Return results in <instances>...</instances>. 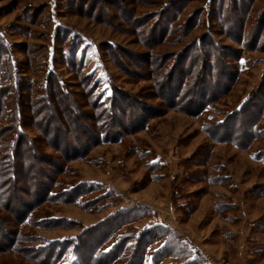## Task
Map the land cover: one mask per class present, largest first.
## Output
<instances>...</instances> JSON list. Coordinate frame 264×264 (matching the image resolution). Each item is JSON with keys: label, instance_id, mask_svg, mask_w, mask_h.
<instances>
[{"label": "rangeland", "instance_id": "374dc122", "mask_svg": "<svg viewBox=\"0 0 264 264\" xmlns=\"http://www.w3.org/2000/svg\"><path fill=\"white\" fill-rule=\"evenodd\" d=\"M0 50L21 79L55 73L88 130L94 103L118 119L90 146L54 104L87 150L66 162L25 128L54 167L25 171L10 208L4 192L0 264H97L122 239L114 264L134 245L136 264H180L166 228L206 264H264V0H0ZM54 170L56 197L19 224Z\"/></svg>", "mask_w": 264, "mask_h": 264}, {"label": "trees", "instance_id": "16d2710c", "mask_svg": "<svg viewBox=\"0 0 264 264\" xmlns=\"http://www.w3.org/2000/svg\"><path fill=\"white\" fill-rule=\"evenodd\" d=\"M1 52L2 50H0V203L4 199L5 192L7 196H10V200L7 201L8 198L5 197L4 201L6 206L9 205L8 208H10L11 203L16 201L17 192L19 191V180L23 178L25 171L31 170L43 177L46 171L40 166L47 164L50 167H54V158L44 155L41 148L34 145L33 141L27 137L25 128L35 127L39 129L45 139L43 143L58 152L60 159H63L62 162L86 156L87 150H75L67 143L69 135L62 132L64 125L62 117H57L53 114L54 104L59 106L62 114L69 117V122L66 123L71 126L74 134H87L90 139L88 141L90 146L113 141V137H111L112 131L117 127L118 119L113 111L114 107L111 109L102 107L98 109V104L94 103L93 116L90 117L92 122L90 129L95 134L92 137V131L88 130L87 125L81 121L85 117V114L79 110L81 105L69 96L65 84L59 80L55 73L53 74L52 71L45 73L43 79L41 78L37 82L21 79L1 62ZM68 64L70 65L71 61ZM117 108L120 110L119 106ZM50 128L56 131L51 137L48 135ZM74 140L76 144L79 143L77 142L78 137ZM53 172L46 184L37 181L38 192L34 194V197L36 199L40 195L39 191H41L42 199L38 197L39 199H36L33 205L24 206L25 213H18L19 224H23L28 214L33 213L32 211L37 208V205L42 200L47 201L49 198L56 197V194L53 195V189L56 184L53 175H58L59 173L57 170ZM10 212L13 214L11 210ZM96 229L93 228V232ZM166 231L167 228L163 230V236L160 237L165 242L162 248L164 253L167 254L166 257H177L180 264H198L195 261L199 262L201 260L203 262L201 264H206L199 252L192 251L186 243L179 240L173 233ZM100 232L101 229L99 228L94 234H100ZM147 234L151 240L156 237L154 232H148ZM167 234H172V239H169ZM87 239L90 240L91 238L88 237ZM98 242L99 240H96L92 244L90 243V247H87L91 249ZM124 242L122 239L112 244L106 253L94 256L93 261L97 264H114L119 258L121 260V256L124 254ZM128 249H130L129 257L131 258L130 260L128 259V264H136V260H141L139 253L142 249L140 246L134 245L127 247ZM124 258H122V261L125 262L127 259Z\"/></svg>", "mask_w": 264, "mask_h": 264}]
</instances>
